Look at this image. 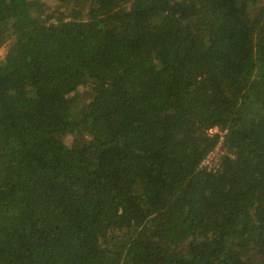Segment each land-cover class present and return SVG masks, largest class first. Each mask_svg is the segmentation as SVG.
I'll return each mask as SVG.
<instances>
[{"label":"trees","instance_id":"1","mask_svg":"<svg viewBox=\"0 0 264 264\" xmlns=\"http://www.w3.org/2000/svg\"><path fill=\"white\" fill-rule=\"evenodd\" d=\"M0 264H264V0H0Z\"/></svg>","mask_w":264,"mask_h":264},{"label":"rangeland","instance_id":"2","mask_svg":"<svg viewBox=\"0 0 264 264\" xmlns=\"http://www.w3.org/2000/svg\"><path fill=\"white\" fill-rule=\"evenodd\" d=\"M217 152H219V151L217 150Z\"/></svg>","mask_w":264,"mask_h":264}]
</instances>
